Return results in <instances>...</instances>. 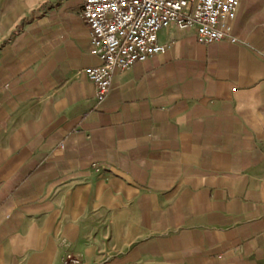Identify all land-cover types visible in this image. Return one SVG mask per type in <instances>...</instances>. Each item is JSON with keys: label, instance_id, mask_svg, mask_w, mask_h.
<instances>
[{"label": "crops", "instance_id": "crops-1", "mask_svg": "<svg viewBox=\"0 0 264 264\" xmlns=\"http://www.w3.org/2000/svg\"><path fill=\"white\" fill-rule=\"evenodd\" d=\"M237 42L84 70L81 0H0V264H264V0Z\"/></svg>", "mask_w": 264, "mask_h": 264}, {"label": "built area", "instance_id": "built-area-1", "mask_svg": "<svg viewBox=\"0 0 264 264\" xmlns=\"http://www.w3.org/2000/svg\"><path fill=\"white\" fill-rule=\"evenodd\" d=\"M90 53L101 64L84 74L95 84L96 98L106 99L116 70L163 54L161 30L175 26L195 31L197 42H237L233 36L240 0H81ZM81 256L67 252L62 264H81Z\"/></svg>", "mask_w": 264, "mask_h": 264}]
</instances>
